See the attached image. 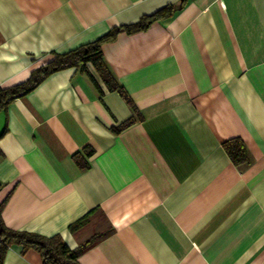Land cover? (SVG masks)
<instances>
[{
	"label": "crops",
	"instance_id": "obj_1",
	"mask_svg": "<svg viewBox=\"0 0 264 264\" xmlns=\"http://www.w3.org/2000/svg\"><path fill=\"white\" fill-rule=\"evenodd\" d=\"M169 4L101 45L134 107L87 62L0 110L1 217L93 240L79 264H264V0H0V88ZM1 264L43 261L14 242Z\"/></svg>",
	"mask_w": 264,
	"mask_h": 264
},
{
	"label": "trees",
	"instance_id": "obj_2",
	"mask_svg": "<svg viewBox=\"0 0 264 264\" xmlns=\"http://www.w3.org/2000/svg\"><path fill=\"white\" fill-rule=\"evenodd\" d=\"M174 11L175 6L169 4L149 15H143L136 23L114 27L93 41L81 44L65 53L55 54L50 61L34 69L26 80L6 88H0V110L4 109L13 98L26 94L34 89L47 74L69 66L83 67L87 62L93 65L109 90L117 91L124 96L131 107H134L124 89L118 84L104 63L101 45L104 41L114 38L121 29H126L128 32L143 29L153 21L171 16ZM133 121L134 117L131 116L112 129L115 132H119ZM223 147L235 165L249 163V152L241 138L233 137L227 139L223 142ZM91 152V149L86 150L87 154H91ZM76 155L74 154L73 156L75 157ZM14 242L21 244L23 249L32 247L37 250L42 257L43 264H79L77 260L78 256L86 247L93 243V240H88L77 248L70 249L59 236L46 238L34 233L10 229L3 222L0 207V264L6 248Z\"/></svg>",
	"mask_w": 264,
	"mask_h": 264
}]
</instances>
